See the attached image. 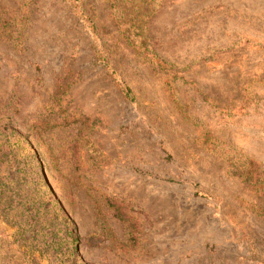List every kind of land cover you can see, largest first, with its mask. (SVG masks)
I'll list each match as a JSON object with an SVG mask.
<instances>
[{
  "label": "rangeland",
  "instance_id": "1",
  "mask_svg": "<svg viewBox=\"0 0 264 264\" xmlns=\"http://www.w3.org/2000/svg\"><path fill=\"white\" fill-rule=\"evenodd\" d=\"M119 1L0 0V264H264V0Z\"/></svg>",
  "mask_w": 264,
  "mask_h": 264
},
{
  "label": "trees",
  "instance_id": "2",
  "mask_svg": "<svg viewBox=\"0 0 264 264\" xmlns=\"http://www.w3.org/2000/svg\"><path fill=\"white\" fill-rule=\"evenodd\" d=\"M67 1L69 3V7H70L72 13L75 15V17L83 25H85V27L89 30L91 35L96 36L97 26H96L95 22L93 21V19L84 10L82 3H81V0H67ZM112 1L116 2V0H112ZM117 2L121 3L119 0H117ZM132 6H133V4H131V7H130L131 9H132ZM115 8H116V6H115ZM117 9H120V7L117 6ZM120 12L125 13V9H121V11H119V13ZM102 58H104V57H102ZM101 60H103V65H104L105 69L107 70V72L109 73L111 78L115 81L118 89L123 94V96L128 100H132L133 99L132 90L123 81H121L118 78L117 74L111 69L109 61H107L105 59H101Z\"/></svg>",
  "mask_w": 264,
  "mask_h": 264
}]
</instances>
